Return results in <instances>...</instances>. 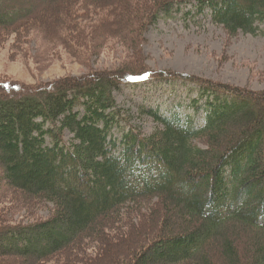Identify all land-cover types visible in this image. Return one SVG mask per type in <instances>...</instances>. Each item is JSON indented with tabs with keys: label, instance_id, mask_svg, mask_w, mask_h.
Segmentation results:
<instances>
[{
	"label": "trees",
	"instance_id": "trees-1",
	"mask_svg": "<svg viewBox=\"0 0 264 264\" xmlns=\"http://www.w3.org/2000/svg\"><path fill=\"white\" fill-rule=\"evenodd\" d=\"M192 3L235 34L262 28L264 0H2L0 29L89 60L102 46L94 26L140 49ZM141 63L50 84L0 79V264H264V90ZM150 75L201 88L205 122L153 110L156 133L132 125L117 92ZM49 202L51 216L23 219Z\"/></svg>",
	"mask_w": 264,
	"mask_h": 264
},
{
	"label": "rangeland",
	"instance_id": "rangeland-1",
	"mask_svg": "<svg viewBox=\"0 0 264 264\" xmlns=\"http://www.w3.org/2000/svg\"><path fill=\"white\" fill-rule=\"evenodd\" d=\"M259 23L262 28L258 33L244 30L235 34L216 21L211 9L203 12L198 3H192L173 14H164L149 28L140 49L127 46L121 37L111 34V40L104 42L99 38L101 32L94 26L98 43L103 47H99L101 52L89 60L77 58L68 48L56 44L43 33L36 32L22 39L19 35H4L0 29V79L50 84L68 76L91 73L93 69L118 70L141 65L144 61L157 72L173 70L208 81L263 91L264 21ZM117 93L132 125L147 134H154L165 126L153 110L162 111V114H198L201 123L207 117V106L203 105L208 104L209 96L204 97L201 88L184 80L174 82L150 75L143 81L124 84ZM201 106L204 109L201 110ZM126 125L128 127V121ZM116 132L118 137H123L126 131L123 126H118ZM68 138L73 141L76 133L69 130ZM199 142L209 145L204 140ZM54 207L55 203L51 202L40 204L25 210L31 217L23 219L30 222L32 218L49 217ZM141 213L142 210L134 214L137 220L140 222L144 218L151 223V219Z\"/></svg>",
	"mask_w": 264,
	"mask_h": 264
}]
</instances>
